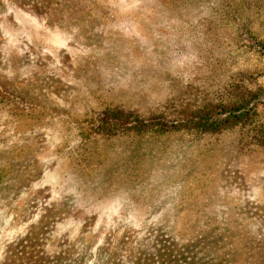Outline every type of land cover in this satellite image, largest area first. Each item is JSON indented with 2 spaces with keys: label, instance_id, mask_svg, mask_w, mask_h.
I'll return each instance as SVG.
<instances>
[{
  "label": "rangeland",
  "instance_id": "rangeland-1",
  "mask_svg": "<svg viewBox=\"0 0 264 264\" xmlns=\"http://www.w3.org/2000/svg\"><path fill=\"white\" fill-rule=\"evenodd\" d=\"M258 41L264 0H5L0 264H264V104L214 135L91 129L264 91Z\"/></svg>",
  "mask_w": 264,
  "mask_h": 264
},
{
  "label": "trees",
  "instance_id": "trees-1",
  "mask_svg": "<svg viewBox=\"0 0 264 264\" xmlns=\"http://www.w3.org/2000/svg\"><path fill=\"white\" fill-rule=\"evenodd\" d=\"M0 0V7L4 4ZM264 57V43L258 41L250 46ZM264 91L262 89L236 90L226 102L203 103L194 109L181 110L171 118L164 115H152L141 118L134 112L121 109H108L97 115L91 121V129L102 135H116L118 133H135L139 135H166L173 133H189L196 135H214L234 127L252 124L258 113V108L264 104ZM258 130L254 139L261 145Z\"/></svg>",
  "mask_w": 264,
  "mask_h": 264
}]
</instances>
